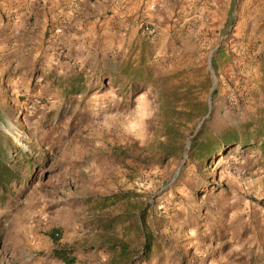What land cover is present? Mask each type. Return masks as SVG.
I'll return each mask as SVG.
<instances>
[{"label": "rangeland", "instance_id": "obj_1", "mask_svg": "<svg viewBox=\"0 0 264 264\" xmlns=\"http://www.w3.org/2000/svg\"><path fill=\"white\" fill-rule=\"evenodd\" d=\"M147 2L140 3L137 26L142 32V19L154 34L152 19L162 0L153 12ZM238 2L226 32L210 45L208 32L202 35L188 20L181 30L198 49L179 50L175 40L171 49L149 42L140 56L125 45L99 49L98 57L76 71L85 83L76 98L62 96L52 85L59 76L46 73L45 64L16 79L0 64V146L22 179L9 184L0 200V264H67L53 258L57 249L73 252L71 264H128L100 245L125 241L137 256L140 241L105 232L99 223L144 205L159 238L150 260L141 264H264L260 151L239 153L236 147L209 169L187 159L189 137L198 126L213 135L264 118V49L259 39L234 33ZM201 18L200 31L206 32L209 21ZM124 30L118 26L115 37ZM153 34L143 33L149 39ZM142 58L163 98L174 101L172 92L194 91L205 103L200 121L161 111L153 86L132 96L131 84L113 85L105 76L114 65L134 67ZM175 106L182 109L181 103ZM168 120L176 135L171 156L161 144L168 143L163 128ZM216 168L210 180L216 187L204 192L202 180ZM125 192L138 197L106 206L96 199Z\"/></svg>", "mask_w": 264, "mask_h": 264}, {"label": "crops", "instance_id": "obj_2", "mask_svg": "<svg viewBox=\"0 0 264 264\" xmlns=\"http://www.w3.org/2000/svg\"><path fill=\"white\" fill-rule=\"evenodd\" d=\"M141 1L0 0L3 72L16 79L19 73L37 71L45 64L46 73L65 77L88 59L98 57L99 49L105 51L114 45H125L129 54L137 56L144 55L152 41L160 47L168 43L171 49L175 40L179 50L198 49L191 36L181 30L182 24L192 20L198 32H208L205 40L210 45L226 32L230 11L235 8L234 0H162L152 19L155 33L149 39L137 26ZM237 15L234 33L259 39L264 49V0H239ZM201 16L210 24L206 32L200 31L204 27ZM118 26L125 30L115 37Z\"/></svg>", "mask_w": 264, "mask_h": 264}, {"label": "trees", "instance_id": "obj_3", "mask_svg": "<svg viewBox=\"0 0 264 264\" xmlns=\"http://www.w3.org/2000/svg\"><path fill=\"white\" fill-rule=\"evenodd\" d=\"M143 58L137 66H128L125 68H118L114 65L111 67L105 76L110 77V83L113 85L121 81L126 84H131L129 89L132 96L142 92L146 86H153L159 94V102L161 111L170 112V114L185 115L189 120L200 121L205 114V103L196 98L194 91L186 90L180 94L172 92L175 95V100L162 96L160 85L152 77L151 70L143 65ZM81 72H75L65 77H55L52 85L58 87L62 96L66 99L68 96L76 98L81 95L85 88ZM214 90L211 91L210 98L212 99ZM178 103L182 104V109L178 110ZM175 123L173 120H168L164 123L165 137L167 139L164 145L165 153L171 156L174 150L173 145L170 144L175 138ZM236 147L239 153H246L249 150H259L264 162V118L259 117L255 120L247 121L241 125H232L219 134H207L202 127L193 131L189 137V147L187 150V159L197 162V166L202 169H209L219 157H226ZM219 168L214 169V173L208 174V178L202 180L200 187L204 188V192H210L213 185L210 180L218 173ZM21 177L12 162L7 158L5 149L0 146V200L4 202V194L8 189V185L12 182H21ZM133 193H114L109 196H99L96 199L99 201V206H106V204H115L119 201H125L132 196ZM109 202V203H108ZM261 201H258L260 204ZM99 226L105 232L119 231L124 238L133 237L140 241V249L136 252L137 256H132L133 250H130L125 241H110L102 243L107 252L113 253L116 260L121 259L128 264H141L150 260L153 248L156 246L159 238L157 228L153 217L148 212L147 205L144 207L135 208L134 211H124L116 214L113 217L106 218L99 223ZM129 239L127 242H131ZM71 250H68V252ZM65 249H57L52 252L53 258L61 260L67 264L74 262L75 258L72 256V251L68 253Z\"/></svg>", "mask_w": 264, "mask_h": 264}, {"label": "built area", "instance_id": "obj_4", "mask_svg": "<svg viewBox=\"0 0 264 264\" xmlns=\"http://www.w3.org/2000/svg\"><path fill=\"white\" fill-rule=\"evenodd\" d=\"M147 1H148L147 2V10L150 12L155 11L157 6H158V0H147ZM140 28L146 36L153 34V27L149 23L143 21L142 19L140 20ZM230 102H231V104H236L235 98H231ZM87 264H89V263H87Z\"/></svg>", "mask_w": 264, "mask_h": 264}]
</instances>
